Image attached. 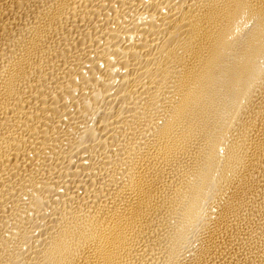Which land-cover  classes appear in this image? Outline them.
Wrapping results in <instances>:
<instances>
[{"label": "bare ground", "instance_id": "obj_1", "mask_svg": "<svg viewBox=\"0 0 264 264\" xmlns=\"http://www.w3.org/2000/svg\"><path fill=\"white\" fill-rule=\"evenodd\" d=\"M0 264H264V0H0Z\"/></svg>", "mask_w": 264, "mask_h": 264}]
</instances>
